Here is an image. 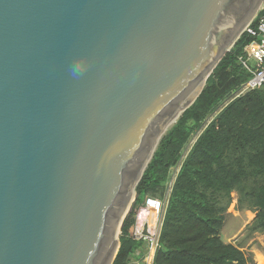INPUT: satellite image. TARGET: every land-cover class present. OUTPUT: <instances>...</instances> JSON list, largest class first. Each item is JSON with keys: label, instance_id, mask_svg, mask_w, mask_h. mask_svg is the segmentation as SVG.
<instances>
[{"label": "water", "instance_id": "1", "mask_svg": "<svg viewBox=\"0 0 264 264\" xmlns=\"http://www.w3.org/2000/svg\"><path fill=\"white\" fill-rule=\"evenodd\" d=\"M263 2L0 0V264H112L161 136Z\"/></svg>", "mask_w": 264, "mask_h": 264}, {"label": "trees", "instance_id": "2", "mask_svg": "<svg viewBox=\"0 0 264 264\" xmlns=\"http://www.w3.org/2000/svg\"><path fill=\"white\" fill-rule=\"evenodd\" d=\"M248 41L240 35L195 101L161 136L135 187L137 196L122 222L112 264H126L141 247L131 235L136 211L146 197H163L169 171L178 163L154 264H254L243 245L220 235L233 193L238 210L254 212L247 233H264V90L235 95L249 77L238 62ZM193 135L196 139L185 151Z\"/></svg>", "mask_w": 264, "mask_h": 264}, {"label": "built area", "instance_id": "3", "mask_svg": "<svg viewBox=\"0 0 264 264\" xmlns=\"http://www.w3.org/2000/svg\"><path fill=\"white\" fill-rule=\"evenodd\" d=\"M242 34H246L249 41L243 46L242 53L238 56V62L249 74V77L239 86L235 92L236 96L256 88L264 90V2L246 24ZM211 118L212 116L208 120L206 119L203 125L208 123ZM195 139L196 137L193 142ZM179 165L180 163L174 166L176 167L175 175ZM175 175L170 181L167 195L162 198L146 197L142 206L137 209L131 235L133 239L141 242V247L135 249L133 256L126 264H154V254L159 243L163 214Z\"/></svg>", "mask_w": 264, "mask_h": 264}, {"label": "rangeland", "instance_id": "4", "mask_svg": "<svg viewBox=\"0 0 264 264\" xmlns=\"http://www.w3.org/2000/svg\"><path fill=\"white\" fill-rule=\"evenodd\" d=\"M209 118L210 116L207 118V120ZM195 137L196 135H193L190 138L185 147V151L189 149ZM175 172L176 167H172L169 171L170 178L166 184L163 197L167 195L169 191V184L173 176L175 175ZM232 196L233 200L227 209V215L223 227L221 229L220 235L226 242H230L235 245H243L242 249L252 255L254 264H264V233H254L251 235L247 233V226L254 217V212H251L249 210H238L236 208V194L233 193ZM135 199L136 197L134 198V201L131 204V208H128V210H130L124 216L122 222L124 221L125 217L131 212ZM121 226L118 231V238L120 235Z\"/></svg>", "mask_w": 264, "mask_h": 264}, {"label": "bare ground", "instance_id": "5", "mask_svg": "<svg viewBox=\"0 0 264 264\" xmlns=\"http://www.w3.org/2000/svg\"><path fill=\"white\" fill-rule=\"evenodd\" d=\"M133 197H134V193L132 192V197H131V199L129 200V202H128V205H127V207H126V210H125V212L126 211H128V208L130 207V205H131V201H132V199H133ZM123 217V216H122ZM121 217V218H122ZM121 218L116 222V228H117V231H116V235H117V232H118V228H119V226H120V224H121Z\"/></svg>", "mask_w": 264, "mask_h": 264}]
</instances>
